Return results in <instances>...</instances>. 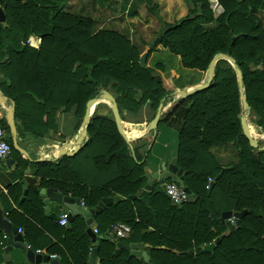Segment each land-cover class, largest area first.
<instances>
[{
  "label": "trees",
  "instance_id": "trees-1",
  "mask_svg": "<svg viewBox=\"0 0 264 264\" xmlns=\"http://www.w3.org/2000/svg\"><path fill=\"white\" fill-rule=\"evenodd\" d=\"M70 1L0 0L5 15L0 92L13 104L17 139L42 142L47 132L56 131L59 111H73L77 130L87 102L102 91L113 97L121 122L137 121L146 107L149 123L175 88L201 84L218 54L234 61L253 124L249 129L264 135V29L257 17L264 0H215L222 10L216 17L208 0H183L186 16L172 24L159 20L158 38L143 49L116 31H95L91 18L67 10ZM30 36L40 39L38 49L26 45ZM142 54L144 68L138 63ZM241 96L234 68L219 60L206 89L175 100L160 115L158 123L183 110L175 154L182 180L180 185L164 182L185 188L189 202L172 206L162 185L154 183L139 196L148 179L144 155L155 133L126 143L110 109L103 112L106 107L98 104L90 114L87 143L73 156L31 164L40 184H27L24 201H17L23 215L11 211L9 221L22 226L31 251H40L44 231L55 230L63 235V248L57 251L49 240L45 243L59 254L61 264H86L91 241L83 219L75 217L64 227L48 220L39 190L69 194L86 209L118 196L93 216L96 235L103 236L96 240L99 264H264V140L251 147L242 134ZM0 128L17 170L30 165L12 147L1 116ZM221 146L234 150L233 162L221 165L211 153ZM208 180L213 182L210 190ZM227 211L245 214L231 225L220 221ZM115 223L130 227L126 240L108 237ZM215 239L219 242L213 250L204 251ZM117 242L146 245L148 260L118 249Z\"/></svg>",
  "mask_w": 264,
  "mask_h": 264
},
{
  "label": "crops",
  "instance_id": "crops-1",
  "mask_svg": "<svg viewBox=\"0 0 264 264\" xmlns=\"http://www.w3.org/2000/svg\"><path fill=\"white\" fill-rule=\"evenodd\" d=\"M76 5V12H72L74 11V7L72 5L70 8H67L68 11L73 14L75 13L83 17L91 18L93 21V29L95 31L101 29L113 30L126 36L130 41H132L134 39L133 37H135L136 42L134 40L132 43L136 44L142 49L144 47V43L151 40L152 35L159 30L160 21L167 24H172L180 19H183L187 14L183 0H76ZM152 7L157 10L156 14H150L147 12L148 9H151ZM213 15L214 17L217 16L214 13ZM257 17L259 18L264 29V9H261L257 12ZM138 42H140V45ZM181 90L184 89L175 88L172 91V94L175 91ZM174 102L175 100L173 102H169L168 100L165 105H162V111L165 112ZM10 105L11 102L7 99V102L3 106H0V116L2 118L5 117L3 111L10 108ZM149 117L150 111L146 107H143L141 109L140 115L137 117V121L134 120L122 122L123 129L131 141L140 140L150 134V132H146L147 126L149 124ZM182 117L183 110L181 109L170 120L157 123L155 134L153 135L149 146L146 148L147 153L144 155L145 170L147 172L148 178L154 173H160L161 166H167L169 161L176 157L177 136L182 126ZM249 117L246 120L248 127L252 125L249 123ZM56 118V131L47 132V136L40 143L32 142L30 140L17 139L16 137L17 146L24 152V154H21L17 151L20 159L22 161L28 162L30 165L26 166L24 169L17 170V161L14 159V157H11V155L0 161V209L3 212L4 218L14 227L17 226L9 221L8 216L10 212L16 211L18 214L23 215L19 204H17V201L19 203L24 201L27 194V184L38 187L41 181L39 177H34L35 168L31 164L39 162L55 163L57 159L60 158H57L55 149L75 138L81 127L80 124L79 128L75 130L76 119L72 110L70 112L59 111ZM252 136L253 134L251 133V137ZM211 153L221 165H227L233 162L235 159V152L230 146L212 148ZM7 160H12L13 164H7ZM152 183L157 184L155 181ZM163 184H165V182H163ZM41 189H50V187H42ZM67 196H69V194H67ZM40 197L42 203L44 197L41 195ZM80 202L81 201L79 200V205ZM42 207L44 216L48 220L55 222L56 220L50 219L49 215L45 213L43 204ZM82 207L85 208L84 206ZM65 211L67 210L55 203H52L50 206V213L55 214L57 217L60 213ZM36 218L41 220L39 214L36 215ZM42 223H44V219ZM86 227L87 229L90 228L92 231L95 229L96 224L93 221L90 226L86 225ZM19 228L22 229V238L24 242H26L24 237V229L22 226L17 227V229ZM52 233L54 235H52ZM52 233L49 230L44 231V238L42 241L43 243L40 244L41 247L39 250L41 254L58 258L59 264H61V257L59 254L56 252H51L45 241L49 240V243H51V245H53L58 251V249L61 250V248H63L59 242L63 240V235H58L57 231L55 230H52ZM2 236L3 234H0V241H2ZM95 236L101 237V239L103 238V236H98L96 234ZM4 242H6V240ZM4 247L5 245L0 247V264H28L25 258V253L21 249L13 248L9 253H4ZM117 248L120 249L118 246ZM47 250L50 252L47 253ZM143 251L147 255L146 248Z\"/></svg>",
  "mask_w": 264,
  "mask_h": 264
},
{
  "label": "water",
  "instance_id": "water-1",
  "mask_svg": "<svg viewBox=\"0 0 264 264\" xmlns=\"http://www.w3.org/2000/svg\"><path fill=\"white\" fill-rule=\"evenodd\" d=\"M192 19V18H189ZM0 24H3L5 26V15L3 10L0 8ZM164 30H162V33ZM158 36L154 37V39L151 42V45L154 44ZM145 58L146 55L143 54L139 58V65L140 67L144 68L145 66ZM219 60H226L228 61L231 66L234 68V71L236 73L237 83L240 89V92L242 94L241 96V104H242V116L240 118V125L242 134L244 137L248 140L251 147H255L257 145V141L251 137L250 129L246 123L247 118L249 117V109L246 104L245 96L243 94L242 90V83H241V74L239 70L234 66V61L231 58H228L225 55L218 54L212 58V60L209 63V66L207 68V71L205 73L204 81L196 85L194 87L184 89L181 91H175L172 94V97L169 98V102H173L174 100H180L185 99L190 95H193L201 90L206 89L214 75V67L217 61ZM259 69L261 70L262 67L259 66ZM156 81H159V77H154ZM7 102V99L1 95L0 92V106H3ZM101 102H105L109 104L110 111L112 113L114 123L116 125L117 131L119 135L124 139L126 143L129 144L131 140L127 137L125 134L122 122L120 121V117L118 114L117 106L114 102V99L111 95H109L106 92H100V95L90 101L86 104V109L84 113V117L81 123V127L78 131V134L75 138H73L68 143L63 144L62 146L55 149V154L57 158L62 156L71 157L73 156L81 147H83L87 143V126L89 124L90 114L92 113L93 109L100 104ZM162 103H160L156 109L154 118L149 122L147 126L146 132H153L155 133L157 123L159 121L160 115L163 112L162 111ZM13 111L14 107L11 103L10 108L7 110H4V119L9 129L10 139L12 143V147L18 151L21 154H24V152L17 146L16 143V129L14 125L13 120ZM73 150V151H70ZM7 164H13L12 160H7ZM182 171L177 168V158H172L167 166L162 165L160 173H154L147 179V185L140 191L139 196H141L144 192H148L152 189L150 184L152 182H156L159 186L163 184L164 181L167 180H174V182L178 185H180V182L182 180ZM221 173L216 177V179L219 178ZM213 182H211L208 186V190L212 187ZM185 192H188L185 188L183 189ZM25 194V193H24ZM39 194L44 197L43 199V206L44 211L47 215H49L50 219L57 220V216L55 214L50 213V206L52 203L57 204L58 206L63 207L68 212V224L73 221L75 217H82L85 221V224L87 226H90L93 222L92 216L97 214L104 206H107L111 204L112 202H117L120 198L118 196L112 197V198H103L98 203L97 207L95 209H85L79 205V200L70 196H63L59 192H55L51 189H41ZM131 199H136L135 196L131 197ZM141 202H143L142 199H140ZM243 214H245V211L239 213V214H232L231 212H223L220 215V221L223 222L225 220H228L229 218H235L239 219ZM87 235L90 238L91 241V249L89 251V255L87 258V264H99V259L97 256V242L96 240L101 239V237H96L95 234L92 233L91 229L88 228L86 230ZM0 234H3L6 236V242L4 247V253H9L13 248H19L25 253V258L28 264H59V260L56 257H49L48 255L44 254H36L35 252L31 251L30 249H27L26 243L23 241L22 235L18 233V229L16 227H13L3 216V212L0 209ZM219 242V239H215L211 244L205 246L203 248L204 251L211 252L215 245ZM117 246L130 253L133 257H142L144 261H147V255L143 251L147 246L144 244H130L128 246H125L121 243H117Z\"/></svg>",
  "mask_w": 264,
  "mask_h": 264
},
{
  "label": "built area",
  "instance_id": "built-area-1",
  "mask_svg": "<svg viewBox=\"0 0 264 264\" xmlns=\"http://www.w3.org/2000/svg\"><path fill=\"white\" fill-rule=\"evenodd\" d=\"M210 4V8L212 12L215 15H218L221 13L220 7L217 5L215 0H208ZM26 45L33 49H38L40 45V39L36 36H30L27 41ZM11 152L10 146L6 142V137L4 131L0 128V161L6 159ZM210 183V180H208ZM162 188L164 191L165 196L168 198L172 206H180L187 202H189V194L185 192L180 186H177L174 183H165L162 184ZM208 188V186H206ZM80 206H83V203L80 202ZM228 223L231 225L234 223L233 218H229L227 220ZM56 223L60 227H64L68 224V212H62L57 217ZM93 234H96V229H93ZM18 233L22 235V232L18 230ZM131 233V229L129 226L122 224V223H115L110 227L109 230V237L111 239L121 240V239H127ZM6 240V236H2V241H0V246L3 247V242ZM27 249L29 247L27 246ZM36 254H40V251H36ZM53 257V256H49Z\"/></svg>",
  "mask_w": 264,
  "mask_h": 264
},
{
  "label": "rangeland",
  "instance_id": "rangeland-1",
  "mask_svg": "<svg viewBox=\"0 0 264 264\" xmlns=\"http://www.w3.org/2000/svg\"><path fill=\"white\" fill-rule=\"evenodd\" d=\"M73 6L74 7V11H72V12H76L77 11V5H76V0H71L70 1V3H68L67 4V8H70V6ZM68 10V9H67ZM141 12H143V11H141ZM148 13H150V14H156V12H157V10L155 9V8H151V9H148V11H147ZM75 14V13H74ZM160 29V28H159ZM156 37V36H155ZM134 39L132 40L133 42H134V40H135V42H136V38L135 37H133ZM154 39V34L152 35V39L151 40H149L148 42H146V43H144V47L143 46H141V47H143V48H145V44H147V43H149L150 41H152ZM131 41V42H132ZM138 44L140 45V42H138ZM134 45H136V44H134ZM143 55V54H142ZM100 104H102V105H104L106 108L105 109H103L102 111L103 112H106L107 110H109L110 109V106H109V104H107V103H105V102H101ZM249 123L250 124H252V122H251V119L249 120ZM253 125V124H252ZM123 127V126H122ZM124 130V129H123ZM124 132H125V130H124ZM252 138L253 139H255L256 141H259V140H264V138H263V134H261L260 132H258V134H253V136H252Z\"/></svg>",
  "mask_w": 264,
  "mask_h": 264
},
{
  "label": "bare ground",
  "instance_id": "bare-ground-1",
  "mask_svg": "<svg viewBox=\"0 0 264 264\" xmlns=\"http://www.w3.org/2000/svg\"><path fill=\"white\" fill-rule=\"evenodd\" d=\"M255 132H256V131H255V128L251 127V128H250V133L253 134V133H255ZM125 134H126V133H125ZM126 135H127V134H126ZM127 137H128V135H127Z\"/></svg>",
  "mask_w": 264,
  "mask_h": 264
}]
</instances>
